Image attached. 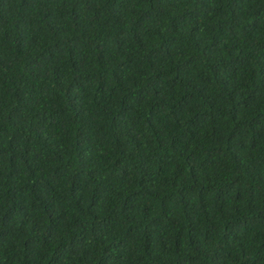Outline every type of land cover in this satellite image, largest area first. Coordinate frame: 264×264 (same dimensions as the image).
<instances>
[{"label": "trees", "instance_id": "trees-1", "mask_svg": "<svg viewBox=\"0 0 264 264\" xmlns=\"http://www.w3.org/2000/svg\"><path fill=\"white\" fill-rule=\"evenodd\" d=\"M0 264H264V0H0Z\"/></svg>", "mask_w": 264, "mask_h": 264}]
</instances>
